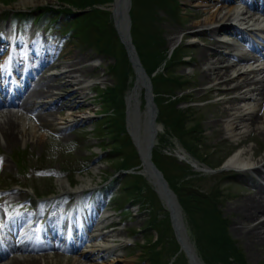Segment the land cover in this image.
<instances>
[{"label":"rangeland","instance_id":"obj_1","mask_svg":"<svg viewBox=\"0 0 264 264\" xmlns=\"http://www.w3.org/2000/svg\"><path fill=\"white\" fill-rule=\"evenodd\" d=\"M10 1H12V4H8L6 0H0V2H3L4 4L5 2H7L5 4L6 6L0 3V34L4 32V38L3 36L1 38V41L4 42L6 38L12 39L13 32L10 33V25L13 24V22L15 21V19L12 18V15L14 13L33 12L34 16H37L41 13V11L39 10L40 8H43L47 5H55L57 3V0H55V3L29 2L27 3V5H21V0ZM186 1L187 0H178V3L180 5L178 9L179 13L181 14H178V18H169L166 17L162 11L158 12V28L159 31L162 33V37L164 38V47H168L169 50L173 48L172 46H174L175 48L178 45H180L181 48H185V43H179L180 39H175L174 43L170 42V39L173 37L170 32H173L181 25H184L190 21V6L192 4L189 2L185 3ZM46 16L48 17V15ZM41 34L42 32L38 34V45H36L34 48L29 49V55L39 50V52L43 55H47L46 57H44L45 59L51 58L56 64H59L58 59H60V65H64V67L68 66L71 62H73L74 58L82 59L86 57V79H88V77H90L91 79L97 77V83H99L101 87L109 86L113 83V78L111 77V66L114 63L113 56H98L93 50H91L87 46L78 47L76 44L69 43L67 41L63 42L62 44V46H65L67 44L62 54L60 51H57L55 48H53V44L59 43L60 39L62 40V37L59 35L58 31H54L50 34L49 37L52 40L51 43L45 42L44 39L41 37ZM205 35H207L209 38L212 37L210 33H206ZM175 37H179V35L177 34L175 35ZM191 42H193L194 44L196 41H194V39L188 41V43ZM203 42L205 43H198L196 44V46L201 49L212 48V42H209L207 40ZM191 46L192 45L189 46V50L188 52H186V55L189 56L190 59H192L193 64L191 63L188 68L179 67L176 69L177 76H187L189 79H191V83L189 84V87L191 89L187 91V93L189 94V101L193 102L192 106L196 108V110L193 111L196 112V116L198 118L196 121L190 122L189 125L192 126L194 124L200 123L202 125V129L206 131V136L204 138V150H206V148L208 147L214 148V146H217L218 149L215 151L213 156L211 155L209 159H206L204 161L201 160L200 157V159L197 157L200 162L196 160V162L194 163L192 157L186 155L187 161L190 162L192 165L195 164L202 167V169H206L207 167H205L204 164H201V162H204L208 165H219L226 161L230 153H235L241 149H245L248 151L251 150L248 155H251L252 151H255L256 161L257 158H260L264 155V137L258 131L252 130V128L244 135H240L234 139H230L226 136L227 134H225L222 129V126L224 125V120L226 119L221 117V113L223 111L224 106L220 104V101L222 98H229L230 96H232V94L236 95V93L218 96L216 91L209 90V88L213 86L212 83L206 82L204 84H200L202 78L203 64L199 62V52L197 50H193ZM161 48L162 47L160 46V49ZM3 56L4 54L0 53V71L3 67ZM60 56L62 57L56 58ZM21 59L22 56L20 50L16 51L13 56L14 66H16ZM209 59L211 60V62H214L216 60L212 58ZM10 63H13L12 59H10ZM96 65L98 66V68L96 67ZM32 66L34 69H38V67L36 65H33V63ZM58 71L59 70L47 72L48 74H50ZM47 72H43L41 78L45 77ZM1 74L3 73L0 72V76ZM90 83L93 82L88 80L87 84ZM52 85L54 90L55 83H52ZM91 95L93 96L94 94L92 93ZM191 96H193L194 98H192ZM202 96L203 98H200ZM254 97L259 99L257 100L256 112H258V114H263L264 99L261 96L257 97L254 95ZM78 102L81 103V100H78ZM81 104L85 107L83 108V110H68L62 112H58L57 110H55L53 120L51 118H47L50 124L46 125V129H40L39 126H37L34 116L18 114L24 118V120H22L24 124V129H26L28 124L35 125L36 134H42L43 136L41 140H37L35 138L32 139L26 134H20L17 142L12 146L6 147L3 143L0 144V155L3 156V158L0 159V200H4L8 203L20 200L21 195L12 194L10 193L11 191H14V193L17 194L31 196L34 199L36 198L35 194H43L44 196L50 194L49 198H53L60 193L72 195L71 190L73 191L77 186L82 183V180H84L85 182H88V185L85 186L84 192L80 193L82 196L84 193H89V190L98 187L100 184H103V181L107 180L109 177L115 174V166L119 162V159L117 158L114 160L105 161L106 157L100 150V147L106 152L111 150V145L108 143L109 141L107 142L106 140H103L99 142L97 139L93 138V135H95L96 138V135L101 134L99 132L93 131L92 125L93 123H95V126H99L100 121H96L97 119L94 116L95 113L97 114L96 110H99V107H94L92 105L90 106L87 103ZM239 105L242 106L243 104L239 103ZM234 111L235 110H231L230 113L233 114ZM71 114L76 115V117L71 118ZM42 116L44 118L46 115L43 114ZM80 118H84L86 120L80 122V124H77V121ZM160 125L162 127V124ZM103 127L105 126L103 125ZM104 137L105 139L107 138L105 135ZM172 143L175 147H182L179 142L177 143L175 140H173ZM236 144L239 145L237 148H235ZM18 150L27 152V169H18L17 161L14 158V153ZM159 154L161 155V153ZM63 164L64 166L68 167L72 172H74L75 170L82 171L80 174L74 172L75 178L73 177L72 172L67 171L68 179L72 182V185H75L74 187H71L69 185V180L66 178L54 179V176L57 175L55 173H57V171L59 172L60 165L66 169ZM175 164L177 167L175 169L170 170V178L175 179L179 176H183L186 173L188 174L194 172L198 173L202 180L196 181V185H194L192 189H196L197 186H200L205 191H208L214 187H220L223 192V197L220 201L218 211L222 214V218H225V220H227L228 222V230H225V234L227 236H230L231 239L234 241L242 258L245 259L246 264H264V244L256 246V249H251L249 242L239 234V232L236 230L237 226L234 225V219L238 217L236 207L240 205L241 202L247 196L251 195L254 192V190L251 189L252 184L249 179L242 176L243 173L240 175L229 172L223 173V175L217 177L214 176V173L208 171L207 169V171L205 172L199 171L194 169L188 163L184 164L178 162ZM178 167H182L183 172ZM230 171L236 172L234 170ZM165 176L169 180L167 170H165ZM122 179L124 180L122 175L117 177L118 186L121 184ZM61 182L65 184V187L59 188ZM5 189L7 190L4 192ZM115 190H117V195H124L121 188ZM148 190L149 189H147L144 193L146 197L147 195H150L152 193V191ZM74 197L78 198V194H74ZM152 198L155 201L153 194ZM35 202L36 201H32L31 203L34 205ZM139 202L143 205V207L144 205L149 207L148 205H146L148 204L147 200H140ZM155 205L156 206L154 207V209L158 208L157 203ZM96 206L97 204H94V208ZM141 211L143 212H139V215L136 218H133L132 216L125 217L126 220L129 221L126 223V230L123 229L122 225L117 230H121L122 237H125L126 235L133 236L135 230H143L145 228L149 218L144 210ZM42 212L44 211L40 210V213ZM160 213L161 212H159V214ZM48 214L52 217H63V212L61 209L54 207L50 212L49 208L45 211L44 218L41 219L43 223ZM183 216L185 218V225L188 231L187 234L191 240L193 247H195V250V245H198V248L200 250L199 256L201 257V259L205 261L206 258L208 262L212 263L219 262L216 259L211 261L209 260V257L213 255L210 249L206 248L204 252L201 251L199 245L204 246L206 244L204 240L196 242L197 239L203 237L201 230H199V232L201 233L199 235V233L194 230L192 226L188 223L187 217L184 213ZM12 217L13 214L10 218ZM25 219V216L22 217V221L25 222ZM113 219L115 221L118 220L117 217H114ZM199 224L201 228L203 227V231L207 229V225L201 219H199ZM55 225L56 222H54L52 226L48 222V227H55ZM130 229H132V232H130ZM155 235L156 234L153 232V234L151 235L152 241L155 240ZM207 235H210V233H208ZM146 236L147 233L141 232L138 235H134V240H136L140 244L144 241ZM137 249L134 247L131 250H120V252L118 251V249H116L113 252V256L110 257L108 261H91L93 259L92 257H88L86 260H78L73 257V259H61V261H57L55 262V264H75L77 260L78 264H109V262H113V264H150L149 260L144 257L143 254L138 252ZM118 253H123L124 256L116 258ZM232 258L235 259V257L230 256V264H234ZM52 259L53 258H46V261L43 263H49ZM168 260L169 256L163 257V255L161 254L158 264H165Z\"/></svg>","mask_w":264,"mask_h":264},{"label":"bare ground","instance_id":"obj_2","mask_svg":"<svg viewBox=\"0 0 264 264\" xmlns=\"http://www.w3.org/2000/svg\"><path fill=\"white\" fill-rule=\"evenodd\" d=\"M189 1L195 7L190 15V21L175 29L173 32H170L173 35L170 39L171 43H174L175 39H179L182 36L193 35V38L201 36L200 32H197L195 29L202 26L210 27L209 32L214 36H218V33L245 36L244 32L239 29L224 25L220 27L219 25L228 23L229 21L243 22L245 24H249L252 21L251 18L246 16L247 13L240 12L241 8L236 5L227 6L230 0ZM29 2L55 3V0H21V5H27ZM177 34L179 37H175ZM213 45L214 49L194 47L199 52V62L204 65L201 84L214 82L213 88H216L220 95L232 94L241 90L244 91L243 95L222 100L221 104L224 107L221 117L226 119L222 126L223 132L231 139H234L252 128V130L258 131L264 137V113L258 114L256 112L257 101L256 97L253 98L255 95L257 97L261 96L264 99V68H236L233 63L226 61L224 56H219L214 62H211L209 58L213 59V57L219 55L217 50L223 47L222 43L216 42L215 40L213 41ZM86 60V57L82 59L74 58V61L64 67L58 74H52L45 78L37 79L34 82L31 79L30 81L26 80L24 84H21L20 88L23 89L18 96L22 101L20 111L30 109V114L35 117L37 126L40 129H44L46 125L50 124L47 118L53 120L55 110L58 112L66 109L70 111L82 110L84 106L78 104V99L82 98L81 96L84 91L82 84L85 83H83L82 78L87 73V68L84 65ZM55 66V64H52L51 67L57 68ZM49 67V64L44 65L41 72L47 71ZM50 83H55L54 90L53 85H50ZM251 88L252 90H250ZM18 90L19 88L13 94L14 99L16 98ZM4 92L5 90L2 89L0 96ZM10 101H12L11 98ZM239 102L243 105L240 106ZM231 110H235L233 114L230 113ZM43 114L46 115L44 118L42 116ZM75 117L76 115L71 114V118ZM22 120H24L23 117L13 115L9 111L5 115L0 116V141L6 147L15 144L20 134H26L32 139H42V134H36L35 125L28 124L26 129H24ZM134 138L136 144H138V137L134 136ZM250 151L245 149L238 150L230 155L223 165L226 170L233 169L242 172L253 181L255 193L247 196L236 207L238 217L234 219V224L237 226L236 230L239 234L249 242L251 249H256V246L264 244V155L255 161L256 153L252 151L251 155H248ZM143 173L145 174V172ZM86 185H88V182L82 180V183L72 192L75 194L80 193L84 191ZM62 187H65L63 182L60 183V188ZM110 233L111 235L103 239L102 242L95 243L93 248L81 252L75 259H86L89 257L88 254H91L90 256L107 261L113 248L110 241L119 238V235L114 233L113 230ZM18 251L24 252L23 250ZM71 252L73 251L71 250ZM7 255V252L3 253V256ZM78 260L75 264H78ZM40 262V257L24 256L22 258L14 257L7 264H39Z\"/></svg>","mask_w":264,"mask_h":264},{"label":"trees","instance_id":"obj_3","mask_svg":"<svg viewBox=\"0 0 264 264\" xmlns=\"http://www.w3.org/2000/svg\"><path fill=\"white\" fill-rule=\"evenodd\" d=\"M63 3L70 4L72 6H77L79 8H84L86 6H90L93 4H102L105 2H109L111 0H60ZM150 0H142V10L132 11L131 17L133 25H137V23L142 18V12H144L148 6H149ZM96 15V13H95ZM83 30L86 32V35L88 39L98 48L110 46L116 41L115 34L113 30L108 26V13L104 11H97V17L91 21ZM137 34V32H136ZM140 46L143 49L147 47L146 44H144L140 40ZM146 58L150 62V64L153 63L154 55L151 51L146 50L145 54ZM118 88V85L115 89H110L111 94H105L103 97L105 99L106 107L105 111H109L111 108L114 109L113 114L109 117V123H110V129L111 132L115 131L114 133L118 131H124V120H123V100L120 96L121 90L115 91ZM165 112L170 115H173L175 118L174 122V129L176 132L177 125L180 124L179 132L182 137H185V134H190L191 130L186 129L185 126V118L183 116L177 115L175 104L171 103L168 104L165 107ZM178 118H181V121L178 120ZM114 122L111 124V122ZM115 135L113 138L117 137ZM192 135H186V137H189ZM197 201L205 203L209 202L207 200H202L200 197H194ZM212 199H216V196L213 195ZM217 226V224H215ZM208 243L212 246H215L218 248L217 256L219 259L223 260L224 264H230L228 257L233 256L235 257L234 262L236 264H243L242 256L240 255L237 247L235 244L229 239V237L225 234V229L221 225L216 227V231L214 235H208ZM214 259V258H212Z\"/></svg>","mask_w":264,"mask_h":264},{"label":"water","instance_id":"obj_4","mask_svg":"<svg viewBox=\"0 0 264 264\" xmlns=\"http://www.w3.org/2000/svg\"><path fill=\"white\" fill-rule=\"evenodd\" d=\"M130 6V0H114L113 5H112V14H113V19L115 23V28L118 31V34L120 36L121 42L124 44L125 49L127 51V54L129 56V60L132 63L133 69L136 74V84H141L143 86L147 87L148 81L147 77L145 75L144 69L142 68L136 53L133 49V46L130 41V37L128 34V28L130 26V20L128 16V9ZM123 33V34H122ZM146 93H147V88ZM146 98V97H145ZM150 98V96H149ZM155 106L150 98L148 100V112L146 115V120L144 122V131H145V136L142 140V145L143 148L145 149V156H146V161L145 162V167L148 173H150L151 176L154 177V179L157 181L159 184L162 192L166 196V200L169 204V208L171 210V219L173 224H177L178 218L175 215V206L173 202V195L172 193L168 190V186L163 180L161 174L157 171L155 166L152 164L150 160L151 156V147L153 144V140L155 137V130H154V119L155 118ZM130 125L133 129L136 131H139L140 129V118H139V113H134L133 117L131 118Z\"/></svg>","mask_w":264,"mask_h":264}]
</instances>
